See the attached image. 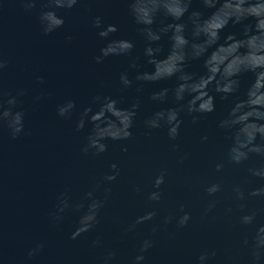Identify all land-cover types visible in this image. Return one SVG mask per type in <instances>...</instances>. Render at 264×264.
<instances>
[{
    "label": "water",
    "instance_id": "95a60500",
    "mask_svg": "<svg viewBox=\"0 0 264 264\" xmlns=\"http://www.w3.org/2000/svg\"><path fill=\"white\" fill-rule=\"evenodd\" d=\"M44 2L40 0L31 11L24 10L21 0H4L0 6V54L8 60L0 74V86L5 90L24 88L30 92L24 97L23 105L28 134L13 140L6 127L0 128V257L5 264H101L102 250L90 247L96 232L103 235L106 248L117 250L119 264H127L138 241L151 234V223L160 219L138 225L139 236L128 234L121 238L123 228L137 214H142L145 207L143 196L134 193L132 186L141 184L145 191L150 190L149 177L160 167L169 171L167 186H162L165 196L159 206L161 217L179 203H185L193 219L179 231L174 224L162 228L155 236V246L146 254L147 264H196L200 250L207 247L218 250L211 264H248L249 251L242 245L248 230L237 224L236 214L225 216L223 212L224 206L231 202L229 192L222 194L221 204L208 217L202 218L200 214L206 203L202 184L213 177L212 164L224 156L230 142L227 134L217 127L230 103L217 96L216 111L200 115L196 123L192 116L182 113L183 123L176 141L168 139L166 128L145 135L144 120L160 108L174 106L171 98L165 104L153 102L151 93L174 87L175 78L157 82L134 80L130 88L122 89L119 76L128 68L130 59L109 56L99 64L93 59L107 42L90 27L91 17L100 15L106 24L118 27L109 39H133L136 44L133 55H141L139 63H145L142 56L145 42L136 31L139 26L129 15L125 0H91L89 7L77 5L66 13L61 10L60 14L66 17L65 25L47 36L42 34L38 19ZM200 8L198 0H193L190 11ZM67 34L73 36L71 43L65 40ZM160 43L167 50V37ZM201 65V61H194L190 70L199 72ZM151 67L147 65L140 70ZM135 74V69L130 70V78ZM36 75H43L46 83L37 86ZM249 79L250 74L242 79V91ZM137 87L142 91L137 92ZM40 91H45L46 96L38 104H32L31 95ZM97 93L118 99L121 107L129 106L139 96L141 106L130 141L107 140L106 153L100 157L84 156L80 147L91 125L75 132V121ZM68 98L76 100L77 110L72 119L64 120L57 117L55 106ZM205 134L208 140L202 142ZM122 143L128 145L127 152L121 151ZM173 143L179 145L178 153H190L183 165L176 164L177 153L171 150ZM114 161L120 163L121 175L112 184V197L96 232L69 239L70 231L74 230L71 225L77 217L66 218L62 229L49 222L56 195L68 188L73 198H79ZM258 162L259 158L253 156L248 164ZM222 175L230 186L241 180L245 172L243 167L227 166ZM185 180L189 181L187 186ZM262 182L253 178L252 186ZM249 206L264 208V200L254 198ZM258 219L264 222V214ZM41 239L46 241L45 249L28 261V249Z\"/></svg>",
    "mask_w": 264,
    "mask_h": 264
},
{
    "label": "clouds",
    "instance_id": "9594fccd",
    "mask_svg": "<svg viewBox=\"0 0 264 264\" xmlns=\"http://www.w3.org/2000/svg\"><path fill=\"white\" fill-rule=\"evenodd\" d=\"M4 0H0V6ZM129 15L137 27V33L144 39L142 56L145 63H139L141 55H133L136 44L129 38H112L118 31L113 23H105L100 15L91 17L90 27L97 30V36L107 41L100 48L99 55L93 57L99 64L109 56H123L130 59L127 69L121 72L119 81L122 89H128L134 80L157 82L175 78V86L163 87L151 93L150 99L165 104L171 98L174 106L160 108L144 120L147 129L166 128L170 141L180 136L183 123L182 113L192 116L193 123L200 115L214 113L217 96L230 103L225 115L218 120V129L227 134L230 141L224 156L213 162L214 175L202 184L206 203L201 217H208L221 204V196L229 192L223 212L225 216L237 215V224L248 231L243 235L242 245L249 251L248 264L264 262V222L258 218L264 208L249 206L252 199L264 200V182L252 186V179L264 181V0H198L200 9L191 10L193 0H125ZM25 11L36 8L40 0H21ZM91 0H45L40 6L39 25L44 36L65 25L66 13L80 5L89 7ZM158 17L162 19L158 20ZM171 18L170 22L164 21ZM156 25V26H154ZM237 26H239L237 28ZM236 29V30H231ZM167 37V50L161 44ZM66 42L73 36L67 34ZM201 61L202 70H190L192 62ZM8 65V60L0 54V74ZM151 65V70H143ZM135 69L134 78L130 70ZM250 74L247 87L242 91V79ZM37 86L46 83L43 75H36ZM103 86V81H101ZM137 92L142 91L140 87ZM30 92L24 88L15 91L0 86V128L6 127L11 139L27 135L24 97ZM50 95V93H47ZM46 96L45 91L31 95L32 104H38ZM121 101L111 95L97 93L91 97L88 106L83 107L75 121V132L83 130L87 124L91 130L80 147L84 156L100 157L108 151L107 140L127 142L133 138L132 128L141 106V98L135 97L127 107L119 106ZM95 108V110H94ZM77 110L75 99L68 98L57 103V117L70 120ZM202 142L208 140L205 134ZM121 151L127 152L128 145L122 143ZM179 145L173 143L171 150L176 152V164L183 165L190 153H178ZM253 156L259 158L256 165L248 162ZM227 166L243 167L245 175L241 180L227 186L223 172ZM121 165L112 162L109 169L100 174L79 198H73L71 190L60 191L49 212V222L62 229L66 218L77 217L71 227L69 239L76 240L84 234L96 232L102 221V213L112 197V184L121 175ZM169 171L167 167L158 168L150 177L151 189L145 191L141 184H134L132 191L143 196L145 207L127 223L121 238L128 234L139 236L137 226L151 223V234L138 241L134 255L127 264H147L146 254L155 246V236L169 225L177 231L185 229L192 221V212L185 203L171 208L161 217L160 204L165 196ZM185 185L189 184L185 180ZM187 209V210H186ZM46 241L37 240L27 251V260L32 261L45 249ZM91 248L102 250L101 264H119L115 248L104 246L103 235L96 232L91 240ZM215 247L200 250L196 264H211L217 256ZM0 264H5L0 257Z\"/></svg>",
    "mask_w": 264,
    "mask_h": 264
}]
</instances>
